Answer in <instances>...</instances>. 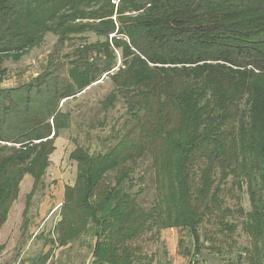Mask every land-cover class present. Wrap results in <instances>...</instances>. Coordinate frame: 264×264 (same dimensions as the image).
Masks as SVG:
<instances>
[{
  "label": "trees",
  "instance_id": "16d2710c",
  "mask_svg": "<svg viewBox=\"0 0 264 264\" xmlns=\"http://www.w3.org/2000/svg\"><path fill=\"white\" fill-rule=\"evenodd\" d=\"M48 35L44 69L0 89V229L28 175L26 213L72 125L69 101L107 80L101 108L122 99L125 118L104 152L74 145V182L33 264L88 233L91 264H133L149 226L169 264H195L203 222L218 218L227 238L236 230L224 222L234 214L224 207L229 179L248 196L249 211L236 210L250 241L244 264H264V0H0V84L4 61H20ZM146 156L155 195L147 209L125 187L128 164ZM186 233L189 256L178 240Z\"/></svg>",
  "mask_w": 264,
  "mask_h": 264
},
{
  "label": "rangeland",
  "instance_id": "374dc122",
  "mask_svg": "<svg viewBox=\"0 0 264 264\" xmlns=\"http://www.w3.org/2000/svg\"><path fill=\"white\" fill-rule=\"evenodd\" d=\"M54 44V37L48 35L42 46L28 52L20 61L5 60L1 67L6 71V75L0 89L17 87L37 76L44 69ZM111 89L110 82L105 80L67 103V109L72 113V125L56 140V149L50 156L49 167L42 183L33 194L24 214L25 201L33 184L30 176L24 177L19 186L18 198L0 229V246H4L0 254V264H33L50 248L45 246L46 238L53 236L54 228L60 219L59 207L63 201L64 187L73 184L76 174L75 164L68 158L69 153L75 144L88 147L91 153H102L112 144L108 142L111 137L110 127L114 125L117 130H121L125 118L123 100L119 99L115 107L106 114L101 108V101ZM126 171L132 178L125 186L126 190L131 193L140 191L137 197L139 203L145 209L149 208L155 197L151 158L146 156L129 163ZM223 200L224 207L234 211L233 216L224 222L236 225V230L227 238L218 218L213 217L203 222L198 228L202 248L198 255L191 258L195 264L245 262L244 250L249 248L250 241L243 231L245 219L236 213L239 206L243 212L249 211L245 187L237 190L229 179L224 187ZM179 239L187 248L185 249L189 256L192 252V239L187 233L179 235ZM94 242L95 238L91 233L83 235L65 248L55 249L46 264H91ZM134 245L140 247L142 252L133 264H149L152 260L154 264H169L153 227L149 226L143 235L134 241ZM239 255L242 259H239Z\"/></svg>",
  "mask_w": 264,
  "mask_h": 264
}]
</instances>
